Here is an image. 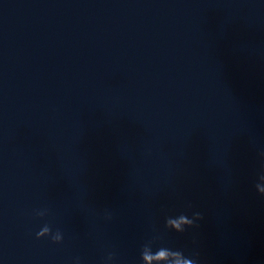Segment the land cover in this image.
Returning <instances> with one entry per match:
<instances>
[{"label":"water","instance_id":"1","mask_svg":"<svg viewBox=\"0 0 264 264\" xmlns=\"http://www.w3.org/2000/svg\"><path fill=\"white\" fill-rule=\"evenodd\" d=\"M261 153L264 0H0V264H264Z\"/></svg>","mask_w":264,"mask_h":264},{"label":"clouds","instance_id":"2","mask_svg":"<svg viewBox=\"0 0 264 264\" xmlns=\"http://www.w3.org/2000/svg\"><path fill=\"white\" fill-rule=\"evenodd\" d=\"M264 155V153H261ZM259 180L262 183H256L255 187L258 192L264 195V173H261ZM191 208V205H188ZM48 214V210H38L36 215L45 216ZM106 218L111 219L112 213L105 212ZM204 218L203 213L199 211L192 212L189 216L186 212H180L178 215H169L165 218L164 227L169 230H174L177 233H185L189 228L198 227V221ZM154 234L144 241L140 250V262L139 264H202L201 254L199 250H193L189 256H186L184 251L179 248H171L160 243L159 246H154L158 242L163 240L162 235L157 229H153ZM50 237L55 243H61L64 239V235L60 229L53 232L50 224L45 223L43 227L36 233L37 239L43 237ZM116 259L115 252H109L107 254L105 264H113ZM75 264H81L80 258H75Z\"/></svg>","mask_w":264,"mask_h":264}]
</instances>
